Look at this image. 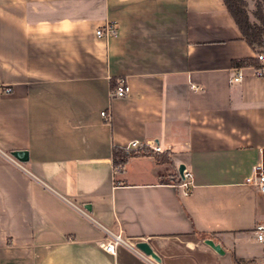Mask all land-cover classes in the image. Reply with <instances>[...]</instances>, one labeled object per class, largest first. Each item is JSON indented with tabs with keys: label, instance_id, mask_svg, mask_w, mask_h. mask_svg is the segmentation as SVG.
<instances>
[{
	"label": "crops",
	"instance_id": "0c3cea01",
	"mask_svg": "<svg viewBox=\"0 0 264 264\" xmlns=\"http://www.w3.org/2000/svg\"><path fill=\"white\" fill-rule=\"evenodd\" d=\"M255 56L223 0H0V264H259L264 77L232 63ZM120 78L129 92L111 97ZM132 140L170 162L115 172ZM105 230L159 260L105 252Z\"/></svg>",
	"mask_w": 264,
	"mask_h": 264
},
{
	"label": "built area",
	"instance_id": "2783aa9c",
	"mask_svg": "<svg viewBox=\"0 0 264 264\" xmlns=\"http://www.w3.org/2000/svg\"><path fill=\"white\" fill-rule=\"evenodd\" d=\"M95 34L98 37H110L116 34V28L113 24H108L104 26V29H98L95 31ZM258 59L261 61L260 66H252L255 70V75L258 77H264V56L263 54L257 55ZM236 71L231 76V81L238 82L241 81L243 78L241 68H236ZM12 91L11 87H5L4 92L10 93ZM129 92V86L126 84V82L123 79H117L115 86L111 90V97H124ZM101 116L105 121L110 120V113L107 110H102L100 112ZM152 147L151 149L154 151H160V148L157 146H151L144 144L140 142L139 140H132L128 142L125 145L126 150H135V149H141L143 147ZM13 162H15L14 159L11 158ZM122 166L117 165L114 166L115 172H119L121 170ZM251 184L257 189V191L264 195V160L261 159L259 162H257L252 167V174L250 178ZM180 187L183 189V192L185 194L189 193L192 187L191 182V174L186 170L183 169L182 171V180L180 182ZM253 235L255 240L261 245L262 247V256L259 261V264H264V222H257L253 229ZM106 236L104 239L99 243L101 248L109 253L114 255L115 254V248L118 245H125L127 247H130L131 249L135 250L139 255L144 256L136 246V243H129L125 238L121 237L119 234H114L111 231L105 230Z\"/></svg>",
	"mask_w": 264,
	"mask_h": 264
},
{
	"label": "trees",
	"instance_id": "16d2710c",
	"mask_svg": "<svg viewBox=\"0 0 264 264\" xmlns=\"http://www.w3.org/2000/svg\"><path fill=\"white\" fill-rule=\"evenodd\" d=\"M223 2L236 26L240 30L243 39L256 53L255 57L233 60V65L236 67L260 66L261 61L258 59L257 55L264 54V0H257L255 3V9L252 14L256 21L250 20L247 5L244 0H223ZM155 152L156 151H153L148 147L126 150L124 147L114 146L112 149L113 166H123L129 157L140 154L153 155L159 162H170L167 155ZM175 182L179 183L181 182V179H178Z\"/></svg>",
	"mask_w": 264,
	"mask_h": 264
},
{
	"label": "water",
	"instance_id": "95a60500",
	"mask_svg": "<svg viewBox=\"0 0 264 264\" xmlns=\"http://www.w3.org/2000/svg\"><path fill=\"white\" fill-rule=\"evenodd\" d=\"M11 156L17 158L19 161H26L27 160V152L23 151V150H19V151H11ZM184 169V165L180 164L178 166V173L182 178V171ZM205 242L210 245L213 249H215L217 252H221V249L219 247L218 244H215L212 240L210 239H206ZM135 246L141 251L143 252L145 255L152 257L155 260H159L158 256L156 255V253H154V251L152 250V248L150 247V245L146 242V241H140L137 242L135 244Z\"/></svg>",
	"mask_w": 264,
	"mask_h": 264
}]
</instances>
